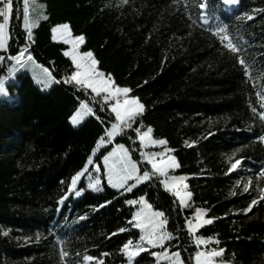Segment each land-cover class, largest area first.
Masks as SVG:
<instances>
[{
    "label": "trees",
    "instance_id": "obj_1",
    "mask_svg": "<svg viewBox=\"0 0 264 264\" xmlns=\"http://www.w3.org/2000/svg\"><path fill=\"white\" fill-rule=\"evenodd\" d=\"M41 1L45 17L29 33L24 0H13L0 51L6 91L0 95V264H84L85 254L127 264L123 244H140L144 235L133 222L140 206L127 200L141 196L164 212L172 234L164 248L179 252L183 264H194L198 250H223L217 259L230 264H264V0H237L236 10L220 0ZM64 24L73 37L85 38L80 51L93 53L98 70L145 106L133 127L113 140L128 148L140 173L151 169L136 128H151L155 139L165 140L161 148L171 149L166 154L180 165L170 173L185 177L192 193L188 207L155 175L131 193L105 182L100 190L87 189L88 159L100 162L103 150L95 147L115 122L114 101L64 82L75 67L64 55L66 44L52 38V29ZM224 25L239 52L221 43L225 34L216 33ZM20 52V62L47 69L55 82L45 86L28 65L10 59ZM241 58L252 65L250 76ZM82 103L93 111L74 126L70 117ZM236 160L241 164L230 171ZM77 172L84 174L69 192ZM253 199L257 204L245 212ZM197 209L213 222L189 233L187 221L195 223ZM194 236L209 243L197 247ZM144 248L132 264H166L154 255L161 247Z\"/></svg>",
    "mask_w": 264,
    "mask_h": 264
},
{
    "label": "snow or ice",
    "instance_id": "obj_2",
    "mask_svg": "<svg viewBox=\"0 0 264 264\" xmlns=\"http://www.w3.org/2000/svg\"><path fill=\"white\" fill-rule=\"evenodd\" d=\"M127 3V0H123ZM3 3V7L0 8V49L6 48V36L8 33L10 20L13 12V0H0ZM29 0H24V27L30 33L31 27L35 26L29 14L28 7ZM224 5H234L237 0H222ZM201 9L206 8V4H200ZM252 16H248L247 19H252ZM205 24H208V19L204 20ZM228 26L224 25L219 27L217 35H221V43L225 40L228 43L225 47L229 48L233 53L239 52L237 45L233 44L229 37L226 35ZM54 34V39L59 36L62 42L66 45H70V50L65 51L64 55L70 57L72 64L75 67V71L64 81L65 83L75 84L77 87H82L85 91L91 90L92 93L97 96H104L105 101H114L112 103L110 112L114 114L115 122L111 124V127L106 130L107 142L111 143L112 139L116 136L122 135L125 129H131L135 120L138 116L142 115L145 106L139 101L138 98H129V93L131 89L128 87H118L112 80L111 76H106L104 72H101L97 68V60L94 58L91 51L81 52L80 46L84 43L83 36L73 37L69 31V26L67 24L60 25L52 29ZM23 55V54H21ZM10 59H15V57H10ZM28 60L31 61L32 57L29 56ZM20 67L24 68L26 65L21 61ZM240 65L243 67L245 74L251 75L253 70L252 65L246 63V61L241 58L239 60ZM44 81L45 86L49 82H55L52 75L47 69L44 70ZM0 94H6L5 85L2 80H0ZM264 96V93L260 94ZM81 111H78L75 116L72 117V123L76 124L85 115H90L92 109L88 107L87 104H81ZM253 113H256V109H252ZM259 118L264 121V113H259ZM136 136L139 139L141 148L164 145L166 141L163 139H152L151 128L145 132H141L139 128H136ZM260 140L264 141V136L260 137ZM166 152H170L171 149H166ZM143 160L151 166V172L145 170L142 175L140 174V169L138 168L137 162L132 159L129 155V151L125 148L123 144H119L113 149L109 155L103 158L104 165V175L107 178L108 185L113 189L123 190L126 193H131L140 183L148 181L152 176L162 177L160 183L165 187L166 190L173 192V195L179 199V203L182 207H188V200L191 198L192 193L186 191L187 184L184 183L185 177L183 176H169L170 169H176L180 167L174 156L168 155L165 157V153L155 152V153H144L141 152ZM93 160L91 157L88 159V164L91 165ZM241 164L240 160H236L230 168L234 170L238 165ZM95 172L99 173L100 168L97 166ZM83 172H77L71 177V183L68 187V191L72 192L80 181ZM261 177H264V171L260 173ZM134 181V183H130ZM251 183V181H249ZM100 177L97 176L94 182L89 183L88 187L93 190H100ZM244 191L248 192L249 188L246 185ZM264 193V189H261ZM79 196L81 193L76 191L75 193ZM235 194V193H233ZM261 199H264L262 195ZM129 205L139 204V210L133 214V220L135 221L134 227L139 228L144 235L140 237L142 243L133 246V242L129 240L127 243L123 244L121 251L128 256L129 261L140 252L145 251L144 243L151 245L153 247H161L163 250L161 253H154L159 258H163L169 261V264H183L181 260V254L179 252H173L171 255L167 253L164 248L165 242L172 239V234L165 231V225L167 221L164 219V212L153 210L152 204L145 200L141 196L138 200L132 199L127 200ZM257 201L253 199L251 204L245 212L251 211L253 205H256ZM203 209H197L195 215V223L192 220L187 221V231L189 233H195L198 228L205 224H211L213 221L211 219L203 218ZM125 229L121 228L119 231L123 232ZM195 243L197 247L200 245H205L209 243V239L202 236H194ZM63 243V240L59 241ZM223 250H214L210 252L206 251H196L195 253V264H223V261H217L216 258L221 257ZM67 252L62 251V256H67ZM105 256L107 253L104 254ZM96 259L92 255L85 254L83 256V261L85 264ZM98 264H103V261H98Z\"/></svg>",
    "mask_w": 264,
    "mask_h": 264
},
{
    "label": "rangeland",
    "instance_id": "obj_3",
    "mask_svg": "<svg viewBox=\"0 0 264 264\" xmlns=\"http://www.w3.org/2000/svg\"><path fill=\"white\" fill-rule=\"evenodd\" d=\"M3 7V4H1L0 5V8H2ZM28 7H29V13H30V17H31V19H32V21L34 22V24H35V26L42 20V19H44V17H45V15H44V13H43V3H42V1L41 0H29V3H28ZM0 22H2V20L0 21ZM23 25H24V19H23ZM58 26H60V25H58ZM58 26H55L54 28H56V27H58ZM34 27V26H33ZM54 37V34H53V32H52V38ZM53 40L54 41H56V42H60V43H63L62 42V40L59 38V36H57L55 39L53 38ZM7 42H8V33H7V36H6V45H7ZM67 46V49L65 50V51H69L70 50V45H66ZM6 49V48H5ZM5 49H0V51H4ZM69 59H70V57H68ZM71 60V59H70ZM26 66L28 65V67H30V71H31V73H33V75L35 76V75H37L38 77H41V78H44V72L43 71H41L40 69H37L36 67H34L33 66V64L32 63H29V62H25L24 63ZM74 66V65H73ZM0 95H3V94H0ZM129 98H132V97H129ZM82 109H81V105L77 108V110L74 112V114L70 117V122H71V124L72 125H74V126H76V125H78L79 123H81L82 122V120L85 118V116L81 119V120H79L76 124H73L72 123V117L73 116H75L76 114H77V112L78 111H81ZM114 115V114H113ZM148 130V128H145V129H142L141 130V132H145V131H147ZM151 137H152V139H155L153 136H152V134H151ZM119 144H121V143H116L113 139H112V141H111V143H108L107 142V139L106 140H100L98 143H97V145H96V147H95V151L96 152H98V151H100V150H103L102 151V155L100 156V162H98V161H94L90 166H89V171H88V173H87V180H86V187H87V189H89V190H93L92 188H89L88 187V185H89V183H92V182H94V180H95V178L97 177V176H99L100 177V184H99V189L102 187V184H103V182H105L107 185H108V183H107V178L105 177V175H104V165H103V158L105 157V156H107V155H109V153H111L112 151H113V149L114 148H116V146L117 145H119ZM125 146V145H124ZM161 146H163V145H156V146H149V147H145V148H141V152H144V153H155V152H162V153H165V157H167L168 155H170V154H166L167 152L165 151L166 150V148H161ZM125 148L128 150V148L125 146ZM159 148H161V149H159ZM129 151V150H128ZM129 155H130V152H129ZM131 156V155H130ZM171 156H173V155H171ZM132 157V156H131ZM143 158V157H142ZM132 159L133 160H135L133 157H132ZM136 162H137V165H138V168L140 169V165L138 164V161L137 160H135ZM144 161V160H143ZM145 162V161H144ZM146 163V162H145ZM147 164V163H146ZM89 165V164H88ZM97 166H99V168H100V172L99 173H97V172H95V168L97 167ZM149 167H150V169H151V166L149 165ZM177 169V168H176ZM176 169H170L169 170V173H168V175L169 176H182V175H180V174H177V173H175V174H171L170 172H171V170H176ZM149 172H151V170L149 171ZM141 175H142V173H140ZM163 179V178H162ZM130 183H134V181H131ZM184 183H186L185 182V180H184ZM109 186V185H108ZM165 188V187H164ZM118 190V189H117ZM186 191H187V189H186ZM121 192L122 193H126V192H124L123 190H121ZM170 192V191H169ZM170 193H172L173 194V192H170ZM74 197L75 198H78V197H80V195L79 196H77V195H74ZM176 199H177V201H178V203H179V199L177 198V197H175ZM190 200V199H189ZM189 200H188V202H189ZM180 204V203H179ZM203 218H204V214H203ZM133 222L135 223V221L133 220ZM169 255H171V253L170 252H167ZM136 257V256H135ZM135 257H133L132 259H134ZM127 258H128V256H127ZM129 259V258H128ZM132 259H131V261H132ZM217 259V258H216ZM98 261H102V260H93V261H91V262H88V264H98ZM131 261H129L127 264H132L131 263ZM163 261L166 263V264H169V261L168 260H166V259H163ZM217 261L219 262V261H223V264H230L229 262H227V261H224V260H220V259H217ZM84 264H85V262H84ZM194 264H195V260H194Z\"/></svg>",
    "mask_w": 264,
    "mask_h": 264
},
{
    "label": "bare ground",
    "instance_id": "obj_4",
    "mask_svg": "<svg viewBox=\"0 0 264 264\" xmlns=\"http://www.w3.org/2000/svg\"><path fill=\"white\" fill-rule=\"evenodd\" d=\"M21 54H23V52H20V53L15 57V59H16L17 62H19L18 58H20V59L22 60L23 55H21Z\"/></svg>",
    "mask_w": 264,
    "mask_h": 264
}]
</instances>
